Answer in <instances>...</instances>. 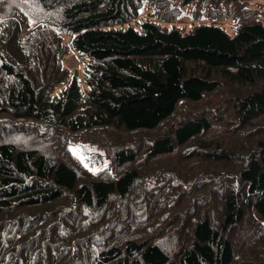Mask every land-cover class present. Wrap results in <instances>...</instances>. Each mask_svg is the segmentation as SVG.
<instances>
[{
	"label": "trees",
	"instance_id": "16d2710c",
	"mask_svg": "<svg viewBox=\"0 0 264 264\" xmlns=\"http://www.w3.org/2000/svg\"><path fill=\"white\" fill-rule=\"evenodd\" d=\"M0 264H264V0H0Z\"/></svg>",
	"mask_w": 264,
	"mask_h": 264
},
{
	"label": "rangeland",
	"instance_id": "374dc122",
	"mask_svg": "<svg viewBox=\"0 0 264 264\" xmlns=\"http://www.w3.org/2000/svg\"><path fill=\"white\" fill-rule=\"evenodd\" d=\"M145 2L143 4V7L141 8L140 14L137 17V19L133 22H130L125 25H114L107 28H122L126 29L128 27H133L137 30H141L140 24L145 21H153L158 22L163 27L171 28L173 26L178 27H186L191 28L198 24H206V23H215L219 26H222L226 29V31L230 35H234L237 28L236 25L233 22L232 17L227 19H221V18H214V19H207L206 17L201 16L195 17L193 16V13L195 11L203 12V6H198L196 4H188L182 8V12L180 14V18L177 22L174 21H163L162 19H158L155 14V9L153 7L144 6ZM79 55L76 53H70L65 59L64 64L70 69L71 76L78 77L79 81H86L87 79V69L86 65H81V59L78 58ZM84 61H86L84 58H82ZM58 94V93H56ZM225 139L224 137H218V141L215 140V143L220 144V142ZM67 150H65L66 153H68V156H70L72 159H76L81 163V166L85 168L88 172L99 174L101 178H109L113 179L116 177L118 173V169L116 167L115 159H114V153L118 150V148L115 145H101L99 143H92V142H82L79 141L78 144L75 145H66ZM121 146V145H120ZM128 145H123L121 147H126ZM139 145H136V148H138ZM62 158V156H60ZM140 158V157H139ZM221 159V158H219ZM163 161L161 160H152L145 164V168L151 170V172H157L158 170L166 171V170H173L176 172H183L185 170L184 163H181V170L173 169L170 166H160L163 165ZM144 167V165L142 166ZM140 168V170H143V168ZM163 167H167L169 169H165ZM203 167V165H200V168ZM122 171L119 170V176L121 175ZM142 178L137 180V183L141 184L144 183L147 185L148 190L154 189L156 186L155 181L151 179V176L146 173H142ZM168 176V175H167ZM181 180L183 178L179 175H177Z\"/></svg>",
	"mask_w": 264,
	"mask_h": 264
}]
</instances>
